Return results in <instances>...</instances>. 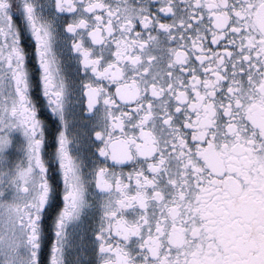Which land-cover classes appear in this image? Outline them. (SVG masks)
I'll use <instances>...</instances> for the list:
<instances>
[{
    "label": "snow or ice",
    "instance_id": "snow-or-ice-1",
    "mask_svg": "<svg viewBox=\"0 0 264 264\" xmlns=\"http://www.w3.org/2000/svg\"><path fill=\"white\" fill-rule=\"evenodd\" d=\"M0 264H264V0H0Z\"/></svg>",
    "mask_w": 264,
    "mask_h": 264
},
{
    "label": "flooded vegetation",
    "instance_id": "flooded-vegetation-1",
    "mask_svg": "<svg viewBox=\"0 0 264 264\" xmlns=\"http://www.w3.org/2000/svg\"><path fill=\"white\" fill-rule=\"evenodd\" d=\"M49 228V236H51V224L48 225ZM73 231V243H77L79 237L83 236V244L89 245L92 241V231H93V219L89 216H85L79 223L73 226L71 229ZM79 248H77L74 252L70 253V256L76 255L79 252ZM91 249L85 248V251H90Z\"/></svg>",
    "mask_w": 264,
    "mask_h": 264
}]
</instances>
